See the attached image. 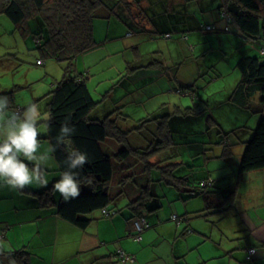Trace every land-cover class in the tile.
<instances>
[{
	"label": "crops",
	"instance_id": "crops-1",
	"mask_svg": "<svg viewBox=\"0 0 264 264\" xmlns=\"http://www.w3.org/2000/svg\"><path fill=\"white\" fill-rule=\"evenodd\" d=\"M115 12L123 22L122 25H125L122 29H128L127 35L117 34L114 39L119 43L114 47L106 46L107 40L103 42L96 40L98 47L86 54L99 52V55H94V57H101L99 61L104 58L108 60L112 57H122L121 61L111 66L120 70L119 78H125L122 87L124 93L118 97L115 95L117 90L114 88L113 94L112 92L108 94V96L112 95L110 104L104 98L106 105L104 102L99 104L93 112V117L98 115L101 118L111 114L116 108L121 109L122 106L118 105L125 100L122 97H127L126 94L131 91L134 96L137 95L133 80L141 75L139 73L141 70L149 69V73L157 74L155 76L157 81L155 77L151 80L154 83L157 82V85L163 89L162 93L182 91L178 93L184 98L170 95L165 97L160 106L162 109L163 105L167 106V103L173 102L170 108L174 107L173 111L176 110V113L169 112L166 115L154 117V119H160L168 115L164 128L167 127L169 132H172L173 130L169 128V126L172 127L169 120L175 119L179 122L183 119L181 116L188 117L194 113L195 106L188 108L191 105L190 98L198 106L199 112L205 111L210 106L211 97L206 100L208 95L202 91L197 92L191 83L193 70H196L197 77L208 74L212 80H216L217 62H214L215 58H209L217 57L219 60L224 54L222 49L231 46L234 47L233 52L236 50L239 56L229 59L226 54L224 55L230 60L235 75L234 82L227 85V91L230 93L227 101L228 104L237 105L231 97L242 79L237 67L238 61L247 56H261L252 55L250 49H245L246 51H243L245 54L241 53L240 47L244 41L253 39L240 32L232 20L228 21L223 16V12H227L224 0H121L119 5H116ZM206 15H210L211 22H204ZM29 25L31 24H27ZM207 25H211L213 29L207 30ZM34 29L35 27L31 26V30ZM259 41L255 40L257 43ZM144 47L146 51L142 50ZM261 52L264 53V46ZM4 55H0V65L3 68L0 71V78L2 77L0 93L13 88L17 90L15 101L10 103V108L22 110L29 103H37L40 106L41 99L44 98L43 92L32 89L33 93L29 97L24 89L31 83L20 70L23 68L22 64L18 63L17 57ZM147 57L148 60H145ZM33 60L36 66L43 65L41 69L46 79H53L52 90L64 77L65 65L60 67L57 60H51L49 64L42 56L34 57ZM38 60L42 63L38 64ZM123 65L130 71L124 73L121 70ZM77 66L75 75L84 73L88 83L90 81L89 66L83 62L85 71L82 68L78 69ZM111 66L108 68L112 69ZM56 68L57 72H54ZM59 70L62 76L58 74ZM4 75L5 77L9 75L8 82L4 81ZM183 86L185 88H182ZM49 93L45 95L48 101L47 109L50 102ZM91 95L95 101L101 102L100 99H95L92 92ZM133 97L131 93V100ZM129 117L131 116L123 113L121 109V115L118 117L119 124L127 128V124L121 120L128 122ZM151 125L153 129L145 128L141 132L140 130L131 132L128 141L131 138H138L139 143L131 141L129 145L139 148L153 142L161 124L154 121ZM142 134L147 136L144 138V143L141 139ZM47 135L48 130L41 132L42 152L52 146ZM104 146L112 152L117 150L116 146L109 142H106ZM50 155L51 159L46 165L47 187L32 185L23 191H12L7 187H0V264H264V169L243 174L238 169L234 176L236 183H232L231 177L227 178L229 173L223 172L220 175L221 172H219L220 176L217 179L214 178V174H209L210 188L214 190L213 198L217 200V203L224 202V207L228 210L224 216L218 214L216 219L209 216L212 230L208 233L201 232L199 223L196 224L193 221L198 212L205 211L203 209L206 206L205 201L204 205L202 203L203 206H198L193 200L178 198L170 201V205L176 209L175 212L165 210L162 214L158 210L163 207L162 199L160 200L155 189L156 184L153 183L152 191L155 197L151 196L147 203L153 211L146 209L143 211L151 227L143 233L142 241L135 242L132 237L135 233L132 220L134 212L128 206L132 197H128L127 194L118 196L111 204L114 206H107L106 209L115 213L112 216L105 217L103 209L93 212L90 215L92 220L85 229L76 227L57 214V204L61 202L62 197L59 193H54L52 187L60 179L62 171L54 152ZM157 157L158 155H155L151 161L155 162ZM187 163L188 166L191 165L190 162ZM113 188L119 190V185ZM125 189L131 196H135L138 188L133 182H129ZM227 196L230 197L223 198ZM120 199H124L122 205ZM123 205L125 207L121 210ZM155 205L158 207L154 208ZM173 214L184 216L187 218L186 222L180 226L177 225L171 219ZM206 221L209 222V219ZM229 221L236 222L234 230H230L226 225L231 224ZM222 222H224L223 228ZM186 228H191V232H187ZM204 243H209L213 250L207 254L199 252L197 259L190 262L191 259L187 257L189 253L199 250ZM251 246H254L257 251L252 260H248L247 249ZM120 250L128 255H134L136 261L123 263L117 254ZM21 251L26 252L25 262L19 260Z\"/></svg>",
	"mask_w": 264,
	"mask_h": 264
},
{
	"label": "trees",
	"instance_id": "trees-1",
	"mask_svg": "<svg viewBox=\"0 0 264 264\" xmlns=\"http://www.w3.org/2000/svg\"><path fill=\"white\" fill-rule=\"evenodd\" d=\"M119 2L116 0H0V14H4L19 27H23V24L25 26L31 22L35 23L32 35L36 47L41 48L42 53H46L51 58L67 62L64 77L49 93L50 102L47 112L51 114V120L47 136L52 146H55L54 155L60 163L61 171H66L68 170L65 164L66 153L62 146L56 145V137L63 123L67 122L74 126L75 134L71 137L73 145L87 153L88 162L82 169L75 170L81 185L80 196L69 202H65L62 198L57 204V214L76 227L85 229L92 220L90 215L93 212L103 209L108 212V215L103 213L105 217L112 216L115 213L106 209L107 206L109 207L121 194H127L128 197H132L128 206L134 212L132 217L134 229L135 221L146 220L143 231L139 233L135 229L132 235L134 240L140 242L143 233L151 227L143 211L145 209L153 211L147 203L151 196L155 197L152 191V184L156 180L152 178L155 169L168 168L166 171L168 178L164 177V180L180 189V192H185L183 200L198 195L204 198L206 202L204 210L209 211L198 212L197 216L207 218L210 212L217 213V211L219 212L217 215L224 216L228 209L224 207V202L217 203L213 198L214 190L210 188V177L192 182L188 173L174 174L176 168L173 165L180 166L184 163H170L160 167L163 162L161 156H158L155 162L151 161L155 155L163 154L170 148L171 139L167 127L162 132L159 130L157 135L155 133L153 142L138 148L129 145L128 136L133 131L141 132L143 129L137 126L127 129L119 124L121 109L116 108L111 114L101 118L98 115L93 117V112L101 102L95 101L91 95L85 74L75 75L76 60L80 55L98 47L93 37V18L109 14L107 10L101 9L102 6L115 13ZM224 7L240 32L253 40L264 39V0H224ZM4 56L14 57L13 54ZM237 67L242 79L231 97L232 100L241 108L263 113L264 57H243L238 61ZM16 92V88H13L0 95L7 96L10 103H14ZM257 99L258 105L255 104ZM103 102L105 104V101ZM113 116L114 118H111ZM163 134L169 138H161ZM106 142L112 143L117 150L109 151L104 146ZM181 169L182 167L177 171ZM257 169H264V119L260 120L252 138L246 142L239 163L241 174ZM129 182H133L138 188L135 196H131L125 189ZM115 185H119V190L113 188ZM228 197L230 196L223 198ZM157 207L158 205H155L154 208ZM173 215L177 216L175 219L171 218L177 225L186 222L187 218L184 216ZM187 232H191V228H188ZM250 250H254V253ZM256 251L254 246L248 247L247 259L252 260ZM117 254L119 256V252ZM25 255L26 252L21 251L19 260L25 262ZM129 256L134 257V255ZM119 259L123 262L122 258ZM135 261L136 259L126 260L123 263Z\"/></svg>",
	"mask_w": 264,
	"mask_h": 264
},
{
	"label": "rangeland",
	"instance_id": "rangeland-1",
	"mask_svg": "<svg viewBox=\"0 0 264 264\" xmlns=\"http://www.w3.org/2000/svg\"><path fill=\"white\" fill-rule=\"evenodd\" d=\"M116 1L119 2L120 0ZM101 9L107 10L109 14L104 17L97 16L93 18V37L98 42L107 40L108 42L105 45L108 47H114L119 43L114 37H116L117 34L120 36L127 35L128 29H122L125 25H122L123 22L120 20V17L116 12H110L105 6H102ZM204 22H211L210 15L205 16ZM30 24L31 25L29 26L25 25L19 27L15 25L13 21L11 22L4 14H0V55L13 54L14 57L18 58V63L22 64L23 67L19 69L24 72V76L31 83V85H28L27 88L24 89V91L26 90L29 94V97H31L33 93L32 89H39L41 91L38 92H43V97L46 98L45 95L50 92L52 88L51 82L53 79L49 80L43 76V69H41L43 68V65L36 66L33 58L40 56L45 57V61L49 62V64H51V60L56 59L49 57L44 52L42 53V49L36 47L31 30V26L35 27V23L31 22ZM259 40V43L255 42V40L244 41V44L240 47L241 53L245 54L243 51H246L245 49H250L252 55L264 57V53L261 52V48L264 46V39L261 38ZM146 44L147 42L145 41V45ZM232 49H234L232 46L223 48L222 50H224V54H222L223 57L219 60L217 57L209 58H215L214 62H217V70H213L217 76L216 80H212L208 74L197 77L196 70H193L191 83H193L197 92L202 91L208 95L206 100L211 97L209 99L211 100L210 106L205 111L199 112L198 106H196L194 101L190 98L191 105H189L188 108H193L195 106V110H193L194 113L188 117L181 116L183 119L179 122L178 120L175 121V119L169 120L172 124V127L169 126V128L170 130H173L172 132H169V137L171 139L169 140L170 148L167 152L158 154V156L162 157L163 161L162 164L159 165L160 167L165 164L180 163L182 160L186 161V163L180 166L173 165L174 168H176V170L174 169V174L182 175V173L188 172L192 182L206 179L211 173L214 174V178L217 179L223 172H226L229 173L227 178L231 177L232 183H236L234 176L235 172L239 169L240 158L244 152L246 142L252 138L254 130L257 128L260 120L264 119V110L263 113L257 111L253 112L250 109L241 108L233 103L228 104L227 100L230 93L227 91V85L233 83L235 80L234 70L231 67L229 59L239 56V53H237L236 50L233 52ZM142 50L146 51V47L142 48ZM225 54L229 59L224 57ZM86 55L78 57L76 65H78V69L82 68V70L85 71L83 62L87 63L90 69V81H88V85L91 92L94 94L95 99L101 100V104L106 99L107 103L110 104L112 95L108 96V94L110 92L113 94L114 88L117 90V93L115 94L116 96H122L124 93L122 87L125 78H119L120 70L111 66L112 64L121 61L122 57H112L108 60H104V58L99 61L101 57H94V55H99V52H91V54ZM145 60H148V57ZM57 61L60 67L63 66V64L65 66L67 65L66 61ZM187 62L188 61H186V63ZM44 66H46V64ZM108 66L109 68L111 66L112 69H109ZM2 69L3 68L0 65V71ZM156 69L157 68H155V70ZM121 70H123L124 73L130 71V69H126L125 65H123ZM148 70L149 69L141 70L139 72L141 75L133 80L135 85L134 90L137 95L134 96V93L131 91L132 97L134 96L132 100L131 93H127V97H122V99L125 98V100L118 106H122L121 109L123 113L131 117L127 118L129 120L128 122L124 119L121 121L127 124V128L137 126L141 129H153L151 123L156 121L161 124L159 129L162 131L165 129L164 126L166 125L168 115L160 119H154V117L157 115L161 116L162 114L166 115L169 112L176 113V110L173 111L174 107L170 108L173 102H169L170 105L167 103V106L163 105V108L160 109V106H162L161 103L164 102L165 97L170 95L175 97L178 96L179 98L182 95L177 91H167L166 93H162L163 89L157 85V82L154 83L151 80V78L157 76V74H152V72L149 73ZM210 71L212 72V70ZM54 72H57V68ZM59 73L60 76H62L61 70L58 71V74ZM8 76L9 75H7V77H5V75L3 76L5 77L4 81L8 82ZM155 80L157 81V77H155ZM0 82L2 83V77L0 78ZM182 88L185 87L183 86ZM44 98L41 99L40 109L42 112H47L48 101L47 98ZM255 104L258 105V99ZM148 117L150 119H148ZM156 127L158 128V126ZM164 134L161 138L168 139L169 137L164 136ZM145 137L147 136L142 134L141 139L143 140V143L145 142ZM131 141L137 143L139 139L131 138V140L129 139V143H131ZM229 156L231 157L228 158ZM187 162H190L189 164L191 165L188 166ZM180 167H182V169L177 171ZM167 169V167L155 169L152 175L153 180L156 179L154 180V185L156 184L155 189L160 196V200L162 199L163 207L158 209L162 214L165 210L168 212H175L176 209L170 205V201L177 200L178 198L183 199L182 197L185 196V192H180V189L169 185L167 181L164 180V177L168 178L166 172ZM219 172H221L220 175ZM188 199L195 201L198 206H201L202 203L203 205L205 204L204 198L199 195ZM120 202L122 205L124 199H120ZM123 207L125 206H121V210ZM203 209H206V207ZM207 211L209 210H205L204 212ZM209 216L216 219V216L218 215L217 213L210 212V215H208L207 218L204 216H197L193 219L196 224L199 223L201 232L208 233L212 230L210 227L212 224L211 217ZM207 219H209V222L206 221ZM235 223L236 222H232L231 224L226 225H228L230 230H234ZM221 226L222 228L224 227V222L221 223ZM135 242L137 241L135 240ZM209 245V243H204V246L199 250L191 251L187 256L188 259H191L190 262L197 259L199 252H202L203 254L210 253L213 249Z\"/></svg>",
	"mask_w": 264,
	"mask_h": 264
},
{
	"label": "clouds",
	"instance_id": "clouds-1",
	"mask_svg": "<svg viewBox=\"0 0 264 264\" xmlns=\"http://www.w3.org/2000/svg\"><path fill=\"white\" fill-rule=\"evenodd\" d=\"M51 114L42 112L39 104L29 103L22 110L10 108L7 96L0 95V187L12 191H23L32 185L47 187V162L55 146L41 151L40 136L47 131ZM74 126L65 122L56 137V145L66 153V171L54 183L52 191L59 193L65 202L78 198L81 185L77 179V169L88 162L87 153L73 145L71 137Z\"/></svg>",
	"mask_w": 264,
	"mask_h": 264
},
{
	"label": "built area",
	"instance_id": "built-area-1",
	"mask_svg": "<svg viewBox=\"0 0 264 264\" xmlns=\"http://www.w3.org/2000/svg\"><path fill=\"white\" fill-rule=\"evenodd\" d=\"M223 16H224L228 21H231V20H232V19H231V16H230L227 12H223ZM206 29H207V30H212L213 27H212L211 25H207ZM228 29H229V28L227 27V30H228ZM41 63H42V61H41V60H38V64H41ZM178 92H182V91L178 90ZM103 213H104L105 215H108V212H107L106 210H104ZM171 218L175 219V218H177V216H176V215H172ZM145 223H146V220H145V219H143L142 222L135 221V229L137 230V232L141 233V232L143 231V229H144V228H143V224H145ZM138 239H140V238H138ZM250 252H251V253H254V250H250ZM119 257L123 259V262L126 261V260H131V261H134V260H135L134 257L131 258L129 255H127L125 252H122V251H119Z\"/></svg>",
	"mask_w": 264,
	"mask_h": 264
}]
</instances>
